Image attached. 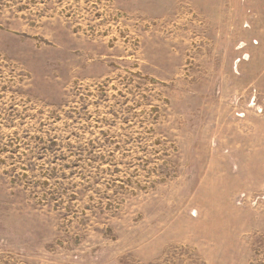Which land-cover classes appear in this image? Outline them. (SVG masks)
I'll use <instances>...</instances> for the list:
<instances>
[{
    "label": "rangeland",
    "instance_id": "obj_1",
    "mask_svg": "<svg viewBox=\"0 0 264 264\" xmlns=\"http://www.w3.org/2000/svg\"><path fill=\"white\" fill-rule=\"evenodd\" d=\"M0 264H264V0H0Z\"/></svg>",
    "mask_w": 264,
    "mask_h": 264
}]
</instances>
